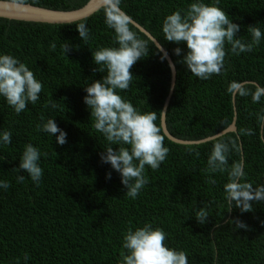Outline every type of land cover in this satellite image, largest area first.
<instances>
[{
    "label": "trees",
    "instance_id": "1",
    "mask_svg": "<svg viewBox=\"0 0 264 264\" xmlns=\"http://www.w3.org/2000/svg\"><path fill=\"white\" fill-rule=\"evenodd\" d=\"M88 2L26 0L24 4L72 11ZM191 2L121 0L120 7L161 43L177 69L167 110L170 133L184 140H204L229 128L235 118L237 132L194 144L191 151L189 145L175 143L164 134L162 113L171 92L172 72L155 43L131 24L150 51L133 65L130 88L120 94L141 111L156 112L169 148L157 170L146 166L149 182L135 199L126 195L120 174L101 160L108 142L95 131L84 101L87 85L107 74L98 71L94 50L118 46L114 30L105 24V7L90 18L64 25L0 18V53L20 58L43 83L40 100L20 114L0 98V130L12 133V143L0 145V180L11 185L0 189V264H118L126 251L124 234L145 223L162 228L166 243L185 251L189 264H264V202H254V210L246 213L232 207L225 199L227 172L210 173L207 163L213 142L222 139L231 146L234 141L229 167L243 160L246 181L264 184V96L253 101V94L264 88V40L239 55L226 44L220 74L200 80L175 54L177 47L186 53V45L164 40L162 32L165 17ZM220 6L241 25L237 35L242 40H251L249 26L264 30V0H220ZM81 23L89 30L87 40L79 36ZM49 101L57 108H51ZM53 117L68 133L62 146L37 128ZM29 143L41 151L43 176L38 184L19 170ZM18 175L25 176L23 182L17 181ZM210 175L215 184L207 183ZM202 209L209 215L205 224L196 218ZM236 218L248 228L236 229L229 223Z\"/></svg>",
    "mask_w": 264,
    "mask_h": 264
},
{
    "label": "clouds",
    "instance_id": "2",
    "mask_svg": "<svg viewBox=\"0 0 264 264\" xmlns=\"http://www.w3.org/2000/svg\"><path fill=\"white\" fill-rule=\"evenodd\" d=\"M18 4L26 0H15ZM121 0H106L104 9L105 24L115 32L116 47H101L94 50L93 59L98 71L105 72L102 79L94 80L86 87L85 104L91 110L93 127L108 142L101 153V160L110 164L118 172L121 183L127 188L126 195L132 199L138 197L140 191L149 182L145 175L146 166L157 170L165 161L169 148L164 145V136L157 124L155 111L144 112L120 93L130 88L133 79V65L149 55V46L132 30L131 17L120 7ZM241 25L229 18V14L220 6V0H192L186 9H179L167 15L162 24L164 40L186 45V53L182 47L175 48V54L182 56L181 62L187 70L200 80H208L220 74L226 52V44L231 52L239 55L251 52L264 40V30L249 26L251 40L246 42L239 38ZM82 40L89 38L86 24L77 26ZM55 43L51 48L54 50ZM64 51L67 54L68 44ZM156 48H160L157 41ZM166 58V54L162 59ZM43 90L42 81L38 80L34 71L20 58L7 53H0V98L12 107L15 113L24 112L29 104L35 105L40 100ZM264 96V88L253 94V101L259 102ZM51 108L57 105L49 101ZM43 120V118H42ZM38 130L55 138L59 145L67 143L68 133L60 128L55 117L37 125ZM12 133L0 130V145L11 144ZM113 145H118L114 148ZM235 142L217 139L213 142L208 157L210 173L227 172L228 182L224 185L225 199L233 207L246 213L254 210V202H264V184L254 186L247 182L243 160L233 162L229 167V153ZM189 150L194 146L189 145ZM239 150V149H237ZM46 155V154H45ZM41 151L37 146L26 145L21 157L19 170L28 173L35 183L43 176L40 165ZM111 179V172L107 175ZM24 175H18L17 181L23 182ZM207 183L215 184L209 176ZM9 182L0 180V189H8ZM208 212L204 209L196 214L198 223L205 224ZM236 229H247L248 225L239 218L230 220ZM167 235L162 228L145 223L135 230L129 228L123 236V251L118 264H189L185 251H178L167 243ZM27 261V257H25Z\"/></svg>",
    "mask_w": 264,
    "mask_h": 264
},
{
    "label": "water",
    "instance_id": "3",
    "mask_svg": "<svg viewBox=\"0 0 264 264\" xmlns=\"http://www.w3.org/2000/svg\"><path fill=\"white\" fill-rule=\"evenodd\" d=\"M105 6H106V0H89V2L80 9L72 10V11H59V10H53V9L35 6L32 4H18L16 2L0 0V18L10 19L15 21H24V22L64 25V24L76 23L85 20L87 18H90ZM132 24L135 25L144 34H146L156 44L158 40L145 27L137 23L134 19H132ZM159 44L161 46L159 50L163 53L164 56L166 54V60L168 61L169 63L168 65L172 72L171 92L165 102L162 113V128L164 134L175 143L183 144V145H194V144H202L208 141H212L221 136H225V134L227 133L237 132L236 118H235L233 124L229 128H227L226 130L222 131L221 133L213 137L204 140H198V141L184 140L177 138L170 133L167 126V110L176 85L177 69L174 66L173 59L171 58L169 53L161 45L160 42ZM245 84H247V82L242 83L240 86H238L237 90Z\"/></svg>",
    "mask_w": 264,
    "mask_h": 264
}]
</instances>
